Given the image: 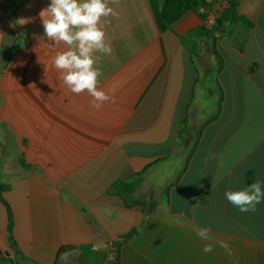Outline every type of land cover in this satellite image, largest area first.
Masks as SVG:
<instances>
[{"label":"crops","instance_id":"0c3cea01","mask_svg":"<svg viewBox=\"0 0 264 264\" xmlns=\"http://www.w3.org/2000/svg\"><path fill=\"white\" fill-rule=\"evenodd\" d=\"M49 4L0 0L1 251L15 258L2 199L23 264H113L112 243L138 227L121 264H264V200L241 212L225 197L264 187V0L240 1L253 23L241 48L204 35L194 11L161 32L149 0H109L118 15L101 24L112 53H95V66L115 103L98 109L53 65L66 46L44 35ZM139 173L131 198L147 214L109 194Z\"/></svg>","mask_w":264,"mask_h":264},{"label":"clouds","instance_id":"9594fccd","mask_svg":"<svg viewBox=\"0 0 264 264\" xmlns=\"http://www.w3.org/2000/svg\"><path fill=\"white\" fill-rule=\"evenodd\" d=\"M111 2L115 4L118 0ZM117 15L109 0H50L49 6L40 13L44 35L55 44L66 46L53 60L55 69L61 73L60 79L73 94L86 92L97 109L106 102L115 103V98L99 86L101 72L95 66L99 59L95 53H112L101 21ZM225 197L241 212L255 211L256 205L264 200V187L255 180L242 190H226ZM209 232L210 228H202L197 234L207 239ZM204 251L210 252L211 245H206Z\"/></svg>","mask_w":264,"mask_h":264},{"label":"trees","instance_id":"16d2710c","mask_svg":"<svg viewBox=\"0 0 264 264\" xmlns=\"http://www.w3.org/2000/svg\"><path fill=\"white\" fill-rule=\"evenodd\" d=\"M241 0H229L228 6L224 9L220 15L216 18L212 28H203L201 32L209 37L229 36L233 38L236 45L241 48L242 44L246 41L249 31L253 28V23L247 18L239 15L238 8ZM151 8L154 12L158 29L161 32H165L170 29L171 26L180 19L188 11H194L199 13L200 7L205 9L210 8V3L205 0H149ZM202 19L204 18L201 16ZM22 165L25 166L24 163ZM142 181V173L137 174L129 180L119 181L110 188L109 194L118 196L123 200L124 207L132 208L137 207L143 210L145 214L150 213L152 209H149V204L143 199H132L131 196L135 193L137 187ZM7 186L0 184V198L3 191L7 190ZM5 205L8 214V229H7V241L14 252V259L9 254L3 253L0 249V264L11 263L20 264L19 259L23 256L19 251L18 245L13 237L12 225L13 216L10 207L1 199ZM75 206L85 217L87 223L93 228V230L100 236H105L103 229L98 225L92 213L82 204L75 203ZM140 233V227L132 229L127 234L121 235L117 240L112 243L113 264H121L120 248L123 244L133 240ZM73 246L61 247L59 253H65L73 250ZM232 252V251H231ZM30 263L37 264L33 261Z\"/></svg>","mask_w":264,"mask_h":264},{"label":"built area","instance_id":"2783aa9c","mask_svg":"<svg viewBox=\"0 0 264 264\" xmlns=\"http://www.w3.org/2000/svg\"><path fill=\"white\" fill-rule=\"evenodd\" d=\"M229 0H217L214 3H210V8L205 9L200 7L199 15L203 16V25L206 29H211L215 23L216 18L220 13L227 8Z\"/></svg>","mask_w":264,"mask_h":264},{"label":"rangeland","instance_id":"374dc122","mask_svg":"<svg viewBox=\"0 0 264 264\" xmlns=\"http://www.w3.org/2000/svg\"><path fill=\"white\" fill-rule=\"evenodd\" d=\"M12 231H13V225H12ZM19 262H20V264H23V262H22V260L21 259H19ZM5 264H11V263H5ZM30 264H32V263H30Z\"/></svg>","mask_w":264,"mask_h":264}]
</instances>
